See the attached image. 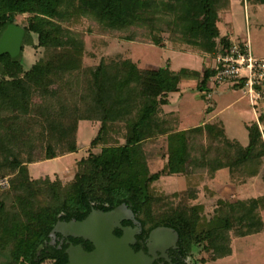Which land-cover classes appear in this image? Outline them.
<instances>
[{
    "label": "trees",
    "instance_id": "16d2710c",
    "mask_svg": "<svg viewBox=\"0 0 264 264\" xmlns=\"http://www.w3.org/2000/svg\"><path fill=\"white\" fill-rule=\"evenodd\" d=\"M247 1L264 7V0ZM230 7L231 0H0V40L11 28L22 33L19 51L0 56V178L11 182L9 194L0 195V264H38L39 248L59 222L83 221L93 209L109 212L123 204L148 232L174 229L187 257L202 245L210 259L195 264L232 256V236L264 233V197L220 203L208 219L202 206L175 205L152 191L165 176L207 173L214 180L222 170L242 184L261 174L264 180V113L249 126L247 147L230 140L220 123L180 132L179 114L164 112L170 94L181 92L183 79L194 78L207 95L212 69L177 75L170 64L151 71L130 59L85 67L84 39L57 22L90 19L111 31L135 30L124 39L136 42L139 31L161 48L168 35L217 56L232 47L219 28V13ZM28 49L48 54L26 67ZM81 121L100 123L90 148L104 146L101 153L82 159L66 186L32 178L31 165L77 152ZM114 133L122 134L124 145L108 146ZM159 137H167L169 162L151 174L142 144ZM46 252L39 262L55 257L52 264H67L64 251L51 248L49 257Z\"/></svg>",
    "mask_w": 264,
    "mask_h": 264
},
{
    "label": "rangeland",
    "instance_id": "374dc122",
    "mask_svg": "<svg viewBox=\"0 0 264 264\" xmlns=\"http://www.w3.org/2000/svg\"><path fill=\"white\" fill-rule=\"evenodd\" d=\"M221 23L219 28L222 37H229L232 42L250 37L252 54L259 60H264V7L256 6L247 0H231L230 10L219 13ZM28 16L24 15L19 23ZM69 18L57 21L65 29L79 34L85 41L86 51L84 66L97 67L102 60H131L141 69L156 71L170 64L174 73L193 70L204 73L211 69L215 56L206 55L194 48L182 45L175 38L163 36L166 47L152 45L151 41L143 38L137 31L138 39L130 42L124 38L132 31H111L102 28L94 20L82 19L76 21ZM36 42V39H35ZM42 49L26 50V67H30L37 59L47 57ZM199 81L194 78L183 79L180 83V94H170V104L164 107L165 113H178L181 119L179 131L185 132L205 124L220 123L224 126L227 137L240 142L243 146L250 143L249 126L257 123V116L264 113V108L255 109L245 89H238L236 83L229 82L216 85L205 95L198 90ZM7 121L4 120L3 123ZM264 131V123L261 124ZM100 129L96 121H81L78 124L77 145L74 154L50 159L31 165L29 168L32 178L59 181L66 186L71 183L79 171V162L90 153L99 154L104 146L90 148ZM124 134V132H123ZM108 146L124 145L122 134H111ZM107 146V145H105ZM146 154L151 174H157L169 162L167 137L154 138L142 144ZM1 181L6 182L2 185ZM11 189L10 177L0 178V195H8ZM152 191L157 196H164L175 205L185 202L189 206H202L203 217L210 219L220 203H236L239 200L257 199L264 197L263 175L242 184L231 179L229 170L220 171L212 180L207 173L193 175H173L162 177L153 184ZM191 193L197 194V199H189ZM175 194L181 195L174 198ZM44 199V198H42ZM264 221V209L261 212ZM233 235V234H232ZM232 240L233 255L221 260L209 261L207 264H264V233L255 236ZM210 254L204 247L197 246L188 257L187 264H195L209 260Z\"/></svg>",
    "mask_w": 264,
    "mask_h": 264
},
{
    "label": "water",
    "instance_id": "95a60500",
    "mask_svg": "<svg viewBox=\"0 0 264 264\" xmlns=\"http://www.w3.org/2000/svg\"><path fill=\"white\" fill-rule=\"evenodd\" d=\"M22 33L17 28L6 31L0 40V56L17 53L21 47ZM126 221L136 226H141L133 210L126 204L116 209L104 212L93 210L83 221L59 222L52 231L51 236L61 234L65 237L84 239L93 244L94 251L86 252L81 246L71 247L67 254L69 264H153L157 258L153 247H149V254L136 252L133 246L136 244V234L123 228ZM123 230L124 235L119 238L116 230ZM172 230L160 228L151 233L150 241L153 245H161L171 239ZM175 240L179 234H174Z\"/></svg>",
    "mask_w": 264,
    "mask_h": 264
},
{
    "label": "built area",
    "instance_id": "2783aa9c",
    "mask_svg": "<svg viewBox=\"0 0 264 264\" xmlns=\"http://www.w3.org/2000/svg\"><path fill=\"white\" fill-rule=\"evenodd\" d=\"M211 69L214 71L210 81L212 89L229 82L243 85L252 106L264 108V60L253 56L250 37L242 42H232L228 53L215 56Z\"/></svg>",
    "mask_w": 264,
    "mask_h": 264
},
{
    "label": "flooded vegetation",
    "instance_id": "af4514ba",
    "mask_svg": "<svg viewBox=\"0 0 264 264\" xmlns=\"http://www.w3.org/2000/svg\"><path fill=\"white\" fill-rule=\"evenodd\" d=\"M93 210H97V209H93ZM98 211H102V210H98ZM122 226L123 228L130 229L134 232L135 231L137 232L140 230L136 234V244L133 246V248L136 252H144L146 254H149L150 252L149 247L152 246L153 250L155 251L157 255V258L153 264H187L188 257L186 256V251L181 246L180 236L178 240H175L174 234L177 232L174 229L170 227H166V226H158V227H154L152 230L148 232L146 229L143 228L142 224L141 226H136L132 222H129V221L124 222ZM160 228H167L169 230H172L173 233L170 235L171 239H169L168 241L164 242L161 245H153L150 241L151 233ZM51 234L49 236V241L45 243V246L43 245V246H40L39 248L38 255H37L38 260L35 261L38 264H52L53 262L57 261L56 258L53 257L55 255L57 256L55 252H53L54 253L53 256L51 255L53 259L49 257L50 256L49 251L51 248L53 250L57 249L60 252L64 251V253L67 256V260H68L67 264H69V256L67 252L71 247L81 246L86 252H89V253L93 252L95 249L92 243L85 241L84 239L65 237L61 234H57L55 237H52ZM116 234H119L120 235L119 238H121L124 235V232L123 230L118 229L115 231V235ZM44 250H47L46 253L49 258L44 260L43 262H39L40 260L44 259L43 258Z\"/></svg>",
    "mask_w": 264,
    "mask_h": 264
},
{
    "label": "crops",
    "instance_id": "0c3cea01",
    "mask_svg": "<svg viewBox=\"0 0 264 264\" xmlns=\"http://www.w3.org/2000/svg\"><path fill=\"white\" fill-rule=\"evenodd\" d=\"M232 41V40H231ZM234 42V41H233ZM181 93V92H180ZM180 93H177V94H180ZM170 100V99H169ZM256 117H257V122L259 123V116H257V114H256ZM180 123H181V119H180ZM260 124V127H261V123H259ZM262 128V127H261Z\"/></svg>",
    "mask_w": 264,
    "mask_h": 264
}]
</instances>
